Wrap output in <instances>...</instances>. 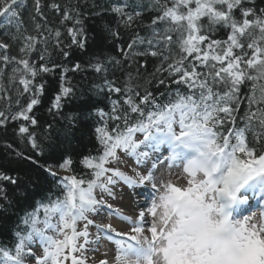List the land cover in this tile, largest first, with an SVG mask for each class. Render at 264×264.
<instances>
[{"label": "snow or ice", "instance_id": "obj_1", "mask_svg": "<svg viewBox=\"0 0 264 264\" xmlns=\"http://www.w3.org/2000/svg\"><path fill=\"white\" fill-rule=\"evenodd\" d=\"M33 4L31 18L44 21L36 34L23 23L26 0H0V28L23 29L12 37L21 41L20 56L0 42V127L22 122L16 134L32 154L7 147L34 169L24 176L0 170V222L11 224L13 241L0 244V264H264V7L256 0H115V26L96 13L94 37L79 7L65 8L61 23L72 26L64 45L41 0ZM121 28L130 33L126 44ZM219 30L226 39L215 38ZM90 39L101 49L113 43L119 55L98 52L87 68L53 60V51L65 61L73 46L87 51ZM57 68L53 120L42 126L34 109L44 77ZM89 70L80 86L67 75ZM106 101L107 110L100 107ZM88 124L94 152L74 159L69 147ZM118 194L135 203L134 215L114 209ZM108 217L127 230L104 223ZM102 239L114 250L97 262Z\"/></svg>", "mask_w": 264, "mask_h": 264}, {"label": "trees", "instance_id": "obj_2", "mask_svg": "<svg viewBox=\"0 0 264 264\" xmlns=\"http://www.w3.org/2000/svg\"><path fill=\"white\" fill-rule=\"evenodd\" d=\"M115 0H41L42 4V12L44 16L47 18V24L51 29H59L62 33L61 39L64 45H68L70 43V37L67 35V27L72 26V21H65L63 24L61 23L63 10L65 8L71 10L73 7H79V10L82 13V19L84 20V26L88 30V34L90 37H94L96 35L95 29L98 28L100 24V17L95 15L96 13H101L103 15V19L105 21H110L115 26L116 18L111 13L110 9ZM52 3H58L61 5V12L57 13L55 10L49 7ZM27 9L23 13V23L27 27V30L31 34L35 33V24L41 23L44 21L40 19V17H36L35 21L31 18L35 15L34 13V4L33 0H26ZM257 8L264 7V0H256ZM150 18L149 13H145L144 19L148 21ZM2 19V18H0ZM5 28H0V42L8 43L10 48L8 52L10 55L20 56L19 48L21 46L20 39H13V35L20 36L21 33H16L15 28H7V34H5ZM122 36L124 38V43H127L130 33L126 32L123 28L120 29ZM226 31L219 30L217 31L215 38L217 39H226ZM51 51V49H50ZM71 55L65 61L62 56H59L57 52L53 51V60L58 63L65 65L66 67H71V65L79 60L85 68H87V62L91 56L98 52H103L109 55H119L116 52L115 46L113 43L105 42L103 48H99L96 46V41L94 39L89 40V48L87 51H80L79 49L72 47L69 50ZM0 54H3V50H0ZM33 58L35 59V54H33ZM10 67L5 69V72L10 71ZM61 69L57 68L54 74L46 75L44 78L47 80V87L45 95L41 98V104L38 105L35 109V115L38 118L40 125L46 126L47 123L52 122L53 116L48 112V108L51 106L52 98L56 91H58L59 86V76ZM68 77L71 79V82L77 86L87 84L88 78L92 77L91 71L84 72H76L73 73L71 71L68 72ZM119 81L122 83L125 79L123 74H117ZM247 91V89H244ZM100 99H103L101 97ZM115 99V97H113ZM109 102H105L100 105V107L105 108L107 110V104ZM79 102H73L68 104L64 111L66 113L72 112ZM244 106L241 105V115L243 114ZM21 121H17L14 123H10L7 127H0V170H6L9 172H18L22 176L24 175H34L33 166L27 161L18 160L12 154V150L7 147V144H11L15 149L25 152L26 154H32L30 147L28 144L20 138L16 134V129L18 128ZM93 125H82L80 129L76 132L75 137L72 140V143L69 147V151L72 152L74 159L77 158L79 154H89L94 152L95 139L91 132V127ZM238 126L243 127V122L238 121ZM42 129H37V131H41ZM248 142L253 143L251 135L247 137ZM41 163H43V158H40ZM77 172H80L81 169L79 165L76 166ZM11 189V186H9ZM15 220V217H13ZM11 224L9 222H0V244H11L12 236L9 231Z\"/></svg>", "mask_w": 264, "mask_h": 264}, {"label": "rangeland", "instance_id": "obj_3", "mask_svg": "<svg viewBox=\"0 0 264 264\" xmlns=\"http://www.w3.org/2000/svg\"><path fill=\"white\" fill-rule=\"evenodd\" d=\"M129 163H131V161H129ZM124 170L127 171L126 168ZM171 179H173V181L176 182V178L174 176L171 177ZM179 183L183 184V181H179ZM124 190H125V192L127 191L126 188ZM110 202L113 204L114 209H118L122 215L131 216V215H134L137 211L135 203L130 198H128L127 196H125L123 199H121L119 194H118L117 198L114 201H110ZM108 218H111V217H108ZM108 218L105 219L103 222L109 223ZM90 229H91L92 233L96 232V230H94L92 228H90ZM117 229L124 231V230H127V227H126V225L121 223V225L118 226ZM112 250H114L113 245L109 246V243L107 241L101 240L100 246H99V251H97L95 253V260L98 262L102 258V254L105 251H108L111 254Z\"/></svg>", "mask_w": 264, "mask_h": 264}, {"label": "bare ground", "instance_id": "obj_4", "mask_svg": "<svg viewBox=\"0 0 264 264\" xmlns=\"http://www.w3.org/2000/svg\"><path fill=\"white\" fill-rule=\"evenodd\" d=\"M108 222L112 223L114 225V227H116V228L121 225V223L119 221H116L113 218H108Z\"/></svg>", "mask_w": 264, "mask_h": 264}]
</instances>
